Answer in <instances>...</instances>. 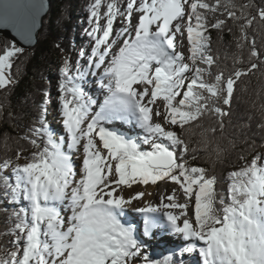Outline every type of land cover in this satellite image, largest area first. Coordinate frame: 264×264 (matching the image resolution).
<instances>
[{"label": "snow or ice", "instance_id": "obj_1", "mask_svg": "<svg viewBox=\"0 0 264 264\" xmlns=\"http://www.w3.org/2000/svg\"><path fill=\"white\" fill-rule=\"evenodd\" d=\"M42 7L40 0H0V28L27 41ZM253 7L252 0H91L88 47L75 60L67 55L58 69L63 134L51 129L45 100L20 137L30 155L17 147L14 156L0 158V204L10 206L3 209L5 234L13 237L10 250L0 247V264H184L197 251L201 264H264V153L250 160L241 153L245 163L228 173L222 194L219 177L189 164L196 150L183 135L206 116L222 133L238 82L264 64L248 32L257 18L264 23V7L252 15ZM224 29L238 49H250L247 60L233 57L230 68L212 51V32ZM24 51L14 41L0 49V90L13 85L6 70ZM92 84L96 96L86 90ZM115 121L139 132L120 131ZM216 131L205 129V144ZM2 139L10 152V137ZM81 148L77 178L73 153ZM166 180L179 186L185 202L173 189L167 202L162 197L133 209L143 217L138 234L122 218L145 193L126 199L123 186ZM159 228L185 242L162 260L149 255L144 239Z\"/></svg>", "mask_w": 264, "mask_h": 264}, {"label": "trees", "instance_id": "obj_2", "mask_svg": "<svg viewBox=\"0 0 264 264\" xmlns=\"http://www.w3.org/2000/svg\"><path fill=\"white\" fill-rule=\"evenodd\" d=\"M235 2L239 5L247 3L248 0ZM90 3L91 0H49V9L42 18L36 44L31 48H24V53L15 58L11 69L7 70L14 78V83L8 89L0 90V158L5 155L14 156L17 147L25 149L26 156L33 150L20 137L36 117L39 106L45 100L49 103L51 96L46 97L45 94H50V90L57 92L58 69L63 59L85 47L86 40H80L87 37L84 30L88 27ZM252 3L254 7L250 11L252 15H256L258 8L264 7V0H252ZM229 24L232 25L233 33L239 35L238 25L231 21ZM248 32L250 40L255 37L257 50L264 52V23L257 18ZM11 42L0 34V49ZM212 51L219 57L218 63L221 67L230 68L233 57L239 58L242 55L247 60L250 49H238L233 34L224 29L221 33L212 32ZM225 107L229 115L224 117L222 133L215 119L206 116L201 127H192L183 134L189 141L190 148L196 150V158L190 159L189 164L203 167L210 175L214 173L219 177L216 190L222 194L226 193L228 173L245 163V160L240 159L241 153L247 160L257 152L264 153V64H261L258 71L241 78L235 88L230 108ZM213 125L217 128L216 134L213 137L209 132V143L205 144L202 133ZM3 137H10L7 140L10 152L5 151ZM5 207L10 209L6 202L0 204V247L10 250L9 242L13 237L5 234L10 227L8 213L3 211ZM172 251L162 250L152 258L162 260ZM193 253L184 256V264H201V260H197Z\"/></svg>", "mask_w": 264, "mask_h": 264}, {"label": "rangeland", "instance_id": "obj_3", "mask_svg": "<svg viewBox=\"0 0 264 264\" xmlns=\"http://www.w3.org/2000/svg\"><path fill=\"white\" fill-rule=\"evenodd\" d=\"M133 22H135V21H133ZM77 33H76V36H78ZM77 38L79 39V36ZM84 40H86V41H84ZM80 41L81 42L84 41L85 48L88 47V43H89V38L88 37H86V38L82 37ZM184 45H185V48L182 49V50H184L185 51V54H187V52H186L187 41L184 43ZM71 56H72L73 59L76 58V54H71ZM92 86L94 88H96V85L95 84H92ZM50 96H51L50 101L46 105V108H47V121H48L51 129L54 131L55 134H63V131L64 130H63V127H62V122H61L62 121V117L60 116V112H59V103H58V98H57L58 94H57V92H55L53 90H50ZM115 122H117V121H115ZM125 127L127 129L128 125H126ZM138 132H139V129H136V130L132 131L131 133L130 132L129 133L127 132V133L128 134H135V133H138ZM141 147H142V150H148V146L147 145H142ZM73 156H74V153H73ZM73 159H74V164L76 166L80 165L79 164L80 163V159L79 158H73ZM21 162H23V160H21ZM157 183L159 185L156 184V185H154V187L155 186L156 187L159 186V188H158V191L159 192H161L162 186H166L165 190L162 192V195L165 198H166V195L172 193V190L173 189H176L177 190V193L180 190L179 189V186L176 185L174 182H172L170 180L161 181V182H157ZM149 185H152V184H149ZM134 186H136V188H133ZM134 186H132L131 188H129L128 186H123L124 187V191H123L122 195L126 199L129 198L130 196H133L135 194V192H137V191H142V192L146 193L145 192V188L148 185L136 184ZM156 187L155 188H152V191L156 192L157 191L156 190L157 189ZM149 192L146 193L144 195V197L146 195H148ZM181 194H182V192H181ZM148 197H150V194L148 195ZM181 197L184 198L183 195H181ZM143 198H141V199H143ZM193 202H194V196L192 197V201H191V204L192 205H193ZM139 204H141V202ZM188 211H190V214L192 213V207L191 206L189 207ZM134 213H136V215H138L140 217L139 220H140V223H141V220L143 221L142 214L137 213V212H134ZM162 230H163V233H167L168 232V231H165L164 232V230H165L164 228H159L156 231V234H154V236L152 237L153 239L152 238L151 239L144 238L148 242V253H149L150 256H156V255L160 254L162 252V250H166V251H169L170 252L172 250H175V249H178V248L182 247L184 245V243H185L181 237H178L176 235L175 236H170L168 234L165 235L163 233L159 234V232H161ZM142 232H143V223H142ZM193 255H194V257H196L197 260L200 259L199 255H198V251L197 252H194Z\"/></svg>", "mask_w": 264, "mask_h": 264}, {"label": "bare ground", "instance_id": "obj_4", "mask_svg": "<svg viewBox=\"0 0 264 264\" xmlns=\"http://www.w3.org/2000/svg\"><path fill=\"white\" fill-rule=\"evenodd\" d=\"M119 26H120L119 24L116 25V27H119ZM93 86L91 85L90 89H86V90H92L93 91L92 93H94L92 95L96 96L97 95L96 88H94ZM101 98H102V96H101ZM113 124L120 131H126L128 133L129 132L131 133L132 131L136 130V128H134L132 125L124 124L122 121L113 122ZM126 125H128L127 129L125 127ZM73 158H79L80 159V163H79L80 165L76 166V170H77V173H78L77 178H79V169H80V166L82 165V159H83L82 148L80 149V151L78 153H74ZM155 187H154V185H148L145 188V192L148 193L150 191L149 192L150 197H148V195H149L148 194L144 198L142 197L143 199H141V200L140 199L139 200H133V202L129 206H127L125 217L122 218V222H127V223H131V224L135 225L136 228H137L138 234H142V223H143V221L141 220V223H140V220H139L140 217L138 215H136V213H134L135 211L133 209H135L137 207L144 206L145 202H149V203L154 204V205L155 204H159L161 202V198L163 197L162 192L165 190L166 186H162L161 192L158 191L159 186L156 187L157 188L156 192L152 191V188H155ZM133 188H136V186H134ZM182 195H183V193H182ZM178 199H180V202H185V199L182 198L181 196H178ZM140 202H141V204H139ZM165 202H167L166 198H165ZM188 212L190 214V211H188ZM164 229H165L164 232L168 231L169 233L168 232L167 233H163V230H162L161 232H159V234L163 233L165 235L168 234L170 236H175V234L171 233L167 228H164ZM157 230L158 229H154L153 230V236H154V234H156Z\"/></svg>", "mask_w": 264, "mask_h": 264}, {"label": "water", "instance_id": "obj_5", "mask_svg": "<svg viewBox=\"0 0 264 264\" xmlns=\"http://www.w3.org/2000/svg\"><path fill=\"white\" fill-rule=\"evenodd\" d=\"M43 4V7L39 10L36 17V26L33 29L31 38L27 41L21 40L20 37L15 33L11 28H0V34L9 38L12 42L14 41L18 46L23 47L25 49L33 47L37 42V33L40 30L42 18L47 14L49 9V0H40Z\"/></svg>", "mask_w": 264, "mask_h": 264}]
</instances>
